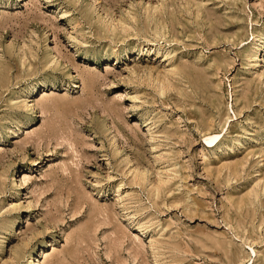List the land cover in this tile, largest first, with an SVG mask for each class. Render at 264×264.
<instances>
[{
    "label": "rangeland",
    "instance_id": "rangeland-1",
    "mask_svg": "<svg viewBox=\"0 0 264 264\" xmlns=\"http://www.w3.org/2000/svg\"><path fill=\"white\" fill-rule=\"evenodd\" d=\"M264 264V0H0V264Z\"/></svg>",
    "mask_w": 264,
    "mask_h": 264
},
{
    "label": "bare ground",
    "instance_id": "bare-ground-1",
    "mask_svg": "<svg viewBox=\"0 0 264 264\" xmlns=\"http://www.w3.org/2000/svg\"><path fill=\"white\" fill-rule=\"evenodd\" d=\"M30 264H31V260H30Z\"/></svg>",
    "mask_w": 264,
    "mask_h": 264
}]
</instances>
